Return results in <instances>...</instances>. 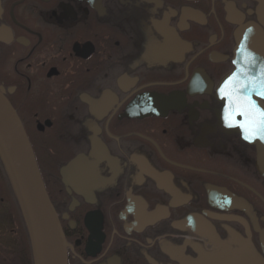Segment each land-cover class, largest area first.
Instances as JSON below:
<instances>
[{
    "label": "flooded vegetation",
    "instance_id": "1",
    "mask_svg": "<svg viewBox=\"0 0 264 264\" xmlns=\"http://www.w3.org/2000/svg\"><path fill=\"white\" fill-rule=\"evenodd\" d=\"M252 81L264 0H0V93L66 264H264V139L226 118ZM8 198L0 264H33Z\"/></svg>",
    "mask_w": 264,
    "mask_h": 264
},
{
    "label": "water",
    "instance_id": "2",
    "mask_svg": "<svg viewBox=\"0 0 264 264\" xmlns=\"http://www.w3.org/2000/svg\"><path fill=\"white\" fill-rule=\"evenodd\" d=\"M251 34L260 35L257 31ZM0 159L28 234L33 264H66L64 236L33 151L20 120L1 93Z\"/></svg>",
    "mask_w": 264,
    "mask_h": 264
},
{
    "label": "snow or ice",
    "instance_id": "3",
    "mask_svg": "<svg viewBox=\"0 0 264 264\" xmlns=\"http://www.w3.org/2000/svg\"><path fill=\"white\" fill-rule=\"evenodd\" d=\"M235 75V74H234ZM256 81H252L253 87H249L248 83L241 85L239 92L241 95L229 94L230 105L234 104V107L229 110L226 108V118L230 121H235L236 115H240L244 118L240 123V127L245 130V138L252 139L255 136H260L264 139V109H261L252 99L251 95L253 91H256L257 95L264 96V81L259 82V90L255 88Z\"/></svg>",
    "mask_w": 264,
    "mask_h": 264
},
{
    "label": "rangeland",
    "instance_id": "4",
    "mask_svg": "<svg viewBox=\"0 0 264 264\" xmlns=\"http://www.w3.org/2000/svg\"><path fill=\"white\" fill-rule=\"evenodd\" d=\"M0 195H2V196H10V197L12 196L10 188H9V185H8V181H7L6 177H5V174L3 172V168L1 166V164H0ZM5 201H6L5 203H2V202L0 203V212L4 208L2 205H9V204L12 203V199H10V198L6 199ZM12 210H13V212H15L14 207H12ZM14 218H13V220L15 221V225H18L20 227L21 226V222L18 221L16 214H15ZM1 225L2 224L0 223V226ZM7 225L8 224H5L4 226H7ZM26 243L29 244V240L28 239L26 240Z\"/></svg>",
    "mask_w": 264,
    "mask_h": 264
},
{
    "label": "trees",
    "instance_id": "5",
    "mask_svg": "<svg viewBox=\"0 0 264 264\" xmlns=\"http://www.w3.org/2000/svg\"><path fill=\"white\" fill-rule=\"evenodd\" d=\"M0 164H2V163H1V160H0ZM3 172H4V174H5V177H6L7 181H8V176H7V174H6V172H5L4 169H3ZM8 185H9V188H10L11 194H12V196L14 197V194H13V191H12V189H11V186H10L9 181H8ZM17 210H18V209H17ZM19 219H20V222H21V226L24 228V224H23L22 219H21L20 216H19ZM26 240H27V236H26Z\"/></svg>",
    "mask_w": 264,
    "mask_h": 264
},
{
    "label": "bare ground",
    "instance_id": "6",
    "mask_svg": "<svg viewBox=\"0 0 264 264\" xmlns=\"http://www.w3.org/2000/svg\"><path fill=\"white\" fill-rule=\"evenodd\" d=\"M10 186H11V184H10ZM12 188V187H11Z\"/></svg>",
    "mask_w": 264,
    "mask_h": 264
}]
</instances>
